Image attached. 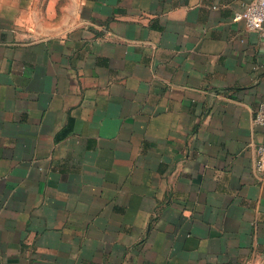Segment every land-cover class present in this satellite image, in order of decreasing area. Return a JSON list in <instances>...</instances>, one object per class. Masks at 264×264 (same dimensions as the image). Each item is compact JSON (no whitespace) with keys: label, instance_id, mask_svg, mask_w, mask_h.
<instances>
[{"label":"crops","instance_id":"crops-1","mask_svg":"<svg viewBox=\"0 0 264 264\" xmlns=\"http://www.w3.org/2000/svg\"><path fill=\"white\" fill-rule=\"evenodd\" d=\"M248 1L0 0V264H264Z\"/></svg>","mask_w":264,"mask_h":264},{"label":"built area","instance_id":"built-area-1","mask_svg":"<svg viewBox=\"0 0 264 264\" xmlns=\"http://www.w3.org/2000/svg\"><path fill=\"white\" fill-rule=\"evenodd\" d=\"M233 20L244 21L247 29L259 33L264 42V0H249L243 11L234 14ZM253 120L255 124L264 127V101L260 103ZM255 152V173L264 182V143L258 144Z\"/></svg>","mask_w":264,"mask_h":264}]
</instances>
